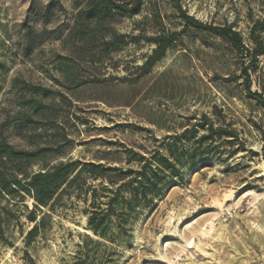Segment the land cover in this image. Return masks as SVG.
I'll return each instance as SVG.
<instances>
[{
    "label": "rangeland",
    "instance_id": "374dc122",
    "mask_svg": "<svg viewBox=\"0 0 264 264\" xmlns=\"http://www.w3.org/2000/svg\"><path fill=\"white\" fill-rule=\"evenodd\" d=\"M182 5L201 22L231 26L249 50L258 46L250 30L264 19V0ZM75 12L72 0H0V123L10 118L9 142L25 150L53 147L46 163L73 159L134 169L139 166L126 164L129 153L168 155L165 145L176 143L182 178L169 179L164 195L115 243L87 230L84 206L75 201L27 244L32 225L25 216L32 200L9 205L13 214L0 217V264H77L88 238L101 244L87 241L83 259L88 254L91 264H264V54L250 64L224 40L185 27L171 0H142L136 14L116 18L118 33L147 39L160 31L180 33L149 73L140 68L155 46L143 38L101 61L65 60L64 76L59 57L70 52L56 37L66 34ZM26 21L33 34L29 53ZM257 37L264 46V32ZM245 70L252 75L251 91L263 99L248 94ZM15 78L54 93L45 101L53 104L56 118L23 136L16 125L22 96ZM210 125L214 139L200 142ZM231 134L234 145L224 142Z\"/></svg>",
    "mask_w": 264,
    "mask_h": 264
},
{
    "label": "trees",
    "instance_id": "16d2710c",
    "mask_svg": "<svg viewBox=\"0 0 264 264\" xmlns=\"http://www.w3.org/2000/svg\"><path fill=\"white\" fill-rule=\"evenodd\" d=\"M72 2L76 10L72 23L63 37L61 35L56 37L62 40L63 45L66 44L70 52V56L59 57V70L64 76L67 74L63 70L65 60L78 57L90 62L101 61L104 54L128 42L139 44L143 38L155 46L140 68L146 74L179 41L180 33L177 32L160 31L147 39L142 34L128 35L116 31L114 25L116 18L120 14H136L142 0H72ZM171 2L185 27L224 40L241 58H248L250 64H254L256 59L264 54V46L258 44L257 37L258 33L264 32V19L253 23L250 38L258 46L249 50L241 34L231 26H215L201 22L187 13L182 0ZM49 17L50 8H47L40 22L46 25ZM23 25L28 45L26 52L29 53L32 50L33 34L27 21ZM244 74L248 94L263 99L262 94L251 91L253 80L250 72L245 70ZM13 86L22 96V100L19 101L20 110L16 114L18 136H23V131L26 130L36 131L41 124L56 118L53 104L45 101L51 99L54 94L52 90L30 85L20 78L13 80ZM27 95H30L29 99L26 98ZM262 102L264 106V100ZM9 120L10 118L6 117L0 123V217L3 214H13L9 205H18L26 199H31L32 209L25 216L27 222L32 225L26 236L27 244L38 236L48 220L53 219L56 214L63 215L75 201L83 204V213L87 216V230L96 237L111 243L126 239L131 223L145 209H151L155 199L164 195L168 189V180L182 178L177 167L181 159L177 155L176 143L165 145L168 155L157 152L147 158L129 153L126 164H136L139 166L137 169L73 159L51 164L44 162V158L56 152L53 147L44 145L33 150H25L17 149L9 142L5 134ZM199 126L203 127L204 123ZM214 135L215 130L210 125L200 142H211ZM179 138L174 137L175 140ZM217 138L222 139L220 135ZM234 141V135L231 134L224 142L234 145ZM34 165H39V170L33 171ZM88 240L96 247L101 245L98 241L93 243L92 239ZM87 241L80 247L77 264H91L87 261L88 254L83 259V252L88 250Z\"/></svg>",
    "mask_w": 264,
    "mask_h": 264
}]
</instances>
